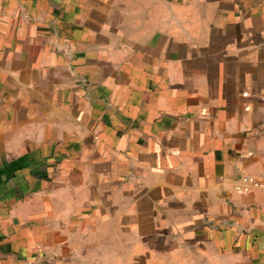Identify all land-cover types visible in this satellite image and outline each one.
<instances>
[{
    "label": "crops",
    "instance_id": "obj_1",
    "mask_svg": "<svg viewBox=\"0 0 264 264\" xmlns=\"http://www.w3.org/2000/svg\"><path fill=\"white\" fill-rule=\"evenodd\" d=\"M264 0H0V264H264Z\"/></svg>",
    "mask_w": 264,
    "mask_h": 264
},
{
    "label": "built area",
    "instance_id": "obj_2",
    "mask_svg": "<svg viewBox=\"0 0 264 264\" xmlns=\"http://www.w3.org/2000/svg\"><path fill=\"white\" fill-rule=\"evenodd\" d=\"M244 181L249 183L255 189L264 190V180H259L251 177L244 178Z\"/></svg>",
    "mask_w": 264,
    "mask_h": 264
}]
</instances>
